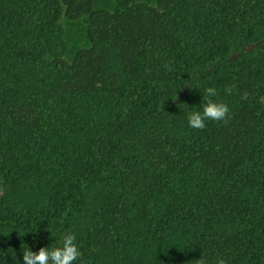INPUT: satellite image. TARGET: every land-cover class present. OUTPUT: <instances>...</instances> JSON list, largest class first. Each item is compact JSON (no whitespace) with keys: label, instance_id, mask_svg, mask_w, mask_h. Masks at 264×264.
<instances>
[{"label":"trees","instance_id":"trees-1","mask_svg":"<svg viewBox=\"0 0 264 264\" xmlns=\"http://www.w3.org/2000/svg\"><path fill=\"white\" fill-rule=\"evenodd\" d=\"M0 190V264H264V0H0Z\"/></svg>","mask_w":264,"mask_h":264},{"label":"clouds","instance_id":"clouds-1","mask_svg":"<svg viewBox=\"0 0 264 264\" xmlns=\"http://www.w3.org/2000/svg\"><path fill=\"white\" fill-rule=\"evenodd\" d=\"M224 91L230 94L232 89L226 87ZM216 96L217 89L214 86L203 89L199 105L185 114L189 128L204 129L208 121H226L229 116L228 105L215 99ZM29 232L36 233V230ZM21 252L22 264H77L78 261L82 264V253L74 233H64L54 244L41 246L36 251L31 250L27 245ZM196 261L197 264H226L222 257L209 261L206 257L200 256Z\"/></svg>","mask_w":264,"mask_h":264},{"label":"rangeland","instance_id":"rangeland-1","mask_svg":"<svg viewBox=\"0 0 264 264\" xmlns=\"http://www.w3.org/2000/svg\"><path fill=\"white\" fill-rule=\"evenodd\" d=\"M0 192H1V190H0Z\"/></svg>","mask_w":264,"mask_h":264}]
</instances>
